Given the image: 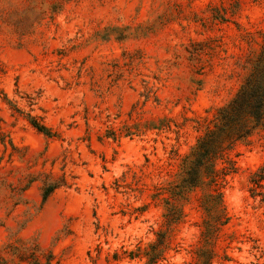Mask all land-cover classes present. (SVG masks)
<instances>
[{"label":"rangeland","instance_id":"obj_1","mask_svg":"<svg viewBox=\"0 0 264 264\" xmlns=\"http://www.w3.org/2000/svg\"><path fill=\"white\" fill-rule=\"evenodd\" d=\"M239 1L231 16L233 0H0V264L144 263L129 255L162 229L156 188L176 180L260 50L264 0ZM224 8L229 21L213 19ZM231 157L212 264H264V204L249 192L264 134ZM196 199L161 264H193Z\"/></svg>","mask_w":264,"mask_h":264},{"label":"trees","instance_id":"obj_2","mask_svg":"<svg viewBox=\"0 0 264 264\" xmlns=\"http://www.w3.org/2000/svg\"><path fill=\"white\" fill-rule=\"evenodd\" d=\"M239 3V0H233L231 16L237 12ZM229 18L226 8L224 13L215 11L213 15V19L221 23L228 22ZM248 34L252 36V33ZM261 36L260 50L250 61L248 73L236 95L206 123L196 144L181 159L176 180L156 188L152 199L163 207L162 229L147 248H139L130 253L131 259H143V264L167 261L172 250V234L186 218L185 207L196 197L202 221L199 245L192 251L193 264H212L217 255L216 245L230 220L222 190L227 184V177L236 172L231 154L239 143L248 141L256 134H264V32ZM190 55V61L200 58L197 53ZM150 93L145 96L147 101ZM9 105L37 132L52 136L51 131L37 117L25 114L10 102ZM0 137L5 144V136L0 133ZM250 184L251 197H261L264 204V167L253 174ZM54 189L52 186L45 190L44 200Z\"/></svg>","mask_w":264,"mask_h":264}]
</instances>
